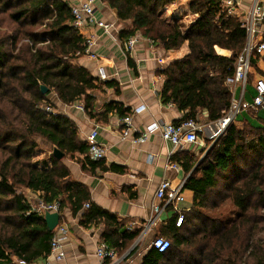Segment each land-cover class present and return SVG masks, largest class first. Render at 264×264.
Returning <instances> with one entry per match:
<instances>
[{
  "label": "trees",
  "instance_id": "16d2710c",
  "mask_svg": "<svg viewBox=\"0 0 264 264\" xmlns=\"http://www.w3.org/2000/svg\"><path fill=\"white\" fill-rule=\"evenodd\" d=\"M175 1L101 0L117 11L119 20L132 22V29L121 34L125 39L140 32L164 50L179 49L188 43L185 56L160 70V98L183 112L178 123L197 122L203 112L209 123H216L230 108L232 95L227 79L233 75L237 56L246 45L247 31L221 0H189V11L197 16L196 20L186 30L178 23L168 24L160 13ZM70 5L67 0H0V14L12 8L7 16L19 26L10 35L1 33L0 27V211L4 213L0 222V264H18V260L31 264L50 252L53 232L48 230L44 217L34 212L24 196L26 190L39 193V200L45 204L58 202L60 211L68 206L73 214L81 212L83 225L104 221L110 229L104 235L106 245L115 252L125 245V231L116 217L93 204L84 185L71 181L62 160L51 155L50 169L45 160L32 161L38 155L37 139L64 156L88 152V145L78 141L73 122L56 112L48 99L51 92L65 105L84 98V109L88 111L93 102L91 92L100 85L84 67L74 63L84 55L86 41L73 25ZM37 25L41 31L23 30ZM19 36L27 44L17 49ZM217 49L230 55H221ZM41 86L47 88L46 94ZM111 106L120 118L127 116V109ZM46 107L53 110L47 112ZM89 115L94 117L91 111ZM258 121L257 127L250 125L251 130L260 131L257 140H247L246 130L231 124L208 150L184 184L194 193L193 206L183 214L182 225L171 228L169 250L160 254L152 248L144 264H264V212L257 209L264 201L260 172L240 185L225 188L234 212L226 216L219 213L217 217L203 212L210 191L219 182L229 181L238 160L259 147L264 149V117ZM100 162L85 157L83 169L91 171ZM193 164L189 158L184 166L190 171ZM197 222L201 226L189 234ZM194 236L201 245L197 262L185 258L183 250Z\"/></svg>",
  "mask_w": 264,
  "mask_h": 264
},
{
  "label": "crops",
  "instance_id": "0c3cea01",
  "mask_svg": "<svg viewBox=\"0 0 264 264\" xmlns=\"http://www.w3.org/2000/svg\"><path fill=\"white\" fill-rule=\"evenodd\" d=\"M221 1L223 7L240 21L250 14L256 2V0ZM67 2L70 3V0ZM95 15L113 25L112 33L107 34L98 28L92 29L90 34L95 39L93 51L98 58L92 61L83 55L74 61L96 79L99 68H104L106 72L107 79H98L99 88L91 92L93 97L91 109L86 111L77 108L78 105L84 107V98L65 105L59 101L54 92H51L48 99L56 107V112L73 122L80 143L87 144L86 137L89 132L93 129L97 130V142L105 149V158L91 171L83 169L82 165L83 159L89 158L87 151L85 154L75 153L64 156L61 160L70 171L71 181L85 186L91 202L116 217L119 226L125 231L123 238L125 245L116 249L114 260L99 259L97 249L101 244H106L104 235L109 233L110 229H107L104 221L83 225L82 213L73 214L66 206L59 211L58 223L65 226L68 231L63 240L65 260L57 263L49 252L47 256L31 264H45L48 261L51 264H144L152 249V240L156 237L168 239L171 228L176 226L178 215L192 208L194 193L184 188V184L209 150L206 148L205 140L200 138L202 133H198L197 144L183 143L178 147L165 142L160 130L152 132L147 141L140 144H133L132 137L122 139L120 124L122 118L111 104L122 106L128 110V114L136 108H141L140 112L133 114L134 136L145 132L147 126L151 124L157 126L182 124L178 123L183 117L179 107L170 103L164 104L160 98L163 77L159 72L172 60L185 56L189 51L188 43L185 42L179 49L164 50L157 43L137 32L134 35L136 44L131 52H127L125 46L130 37L125 39L121 34L132 29V22L119 20L117 11L103 2L96 4ZM160 17L168 24L178 23L183 30H186L197 18L189 11V0H177L167 5L161 11ZM261 29L264 30V24ZM229 55L230 52L226 54ZM259 59L255 58L252 61L251 84L258 77L264 76V62ZM105 83L112 85L106 86ZM251 84L247 88L248 101L253 94ZM231 89L235 96H240L239 86H233ZM90 111L94 117L89 115ZM261 112L264 110L258 114L242 113L237 116L234 125L239 129L246 125L244 122L253 126L252 123L257 124V117H263ZM200 117H202L200 124L203 126L206 124L209 128L215 129L218 125V122L208 123L207 114L204 112ZM183 132L186 133L187 129L184 128ZM189 158L193 159L194 164L190 171H187L184 165ZM49 159L50 157L42 159L48 162V169L51 168ZM174 164L177 168H172ZM163 180L169 181L172 187L183 184L181 190L183 200L178 202L177 208L162 207L148 232L143 233L149 220L154 217L153 208L164 205L155 196ZM24 196L32 206H35L39 200V193L28 190L24 191ZM87 208L88 206L85 205L84 210Z\"/></svg>",
  "mask_w": 264,
  "mask_h": 264
},
{
  "label": "built area",
  "instance_id": "2783aa9c",
  "mask_svg": "<svg viewBox=\"0 0 264 264\" xmlns=\"http://www.w3.org/2000/svg\"><path fill=\"white\" fill-rule=\"evenodd\" d=\"M101 0H70L71 14L73 16V25L80 31L86 41V49L84 55L90 60L94 61L98 58L97 54L93 51L95 45V39L90 31L92 29H102L105 33L111 34L113 25L105 22L102 19L97 18L95 15L96 4ZM230 4V3H229ZM229 13V12H228ZM231 15V13H229ZM244 28L247 31V41L242 52L237 56L235 70L233 75L227 79V86L232 95V101L229 110L223 118L218 121L216 126V132L211 137H220L222 133L237 119V116L242 113L258 114L261 110H264V76L258 77L251 84V71L252 61L255 58L264 57V30L261 29L264 24V0H256L250 14L241 21ZM136 44V37H130L126 43L125 49L127 52H131ZM220 49H217L219 54ZM223 55V54H221ZM226 56V55H224ZM97 77L99 80L107 79L104 68L98 69ZM253 87V94L251 100H246V94L248 92V85ZM233 86H239L241 88L240 96H235L234 91L231 89ZM77 108L83 110L82 105H78ZM53 109L46 107L47 112H51ZM141 108L134 109L131 114H128L121 119L120 124L122 139H128L132 137L133 144H140L147 141L149 135L160 130V135L165 142H170L174 147H178L181 144H197L199 142L198 133H201L205 128L202 124L194 122L192 120L182 123L180 126L173 124H164L157 126L151 124L147 126L145 132L139 136L133 135V114L140 112ZM186 128L187 132H183ZM213 131V130H212ZM220 135V136H218ZM98 132L93 129L86 137L88 144V156L93 162H100L105 158V149L97 142ZM172 168H177V165H173ZM183 184L178 187H172L170 182L163 180L160 182L155 196L158 200L164 203L163 206H155L153 208L154 217L149 220L148 225L144 228L143 233L148 232L151 224L154 222L156 216L165 206H172L177 208L178 202L183 200L181 190ZM32 205V204H31ZM34 212L43 216L45 212L58 213L60 211V205L58 202L51 204H45L41 199L33 206ZM184 222L183 214H179L176 221V226L180 227ZM67 229L63 225H57L53 230V236L50 243V256L52 259L60 263L65 260V251L63 247V240L66 238ZM152 248L158 253L163 254L167 252L171 246L168 239L164 237H156L151 242ZM97 257L101 260H114L116 258V252L109 248L106 244H101L97 249ZM18 264H26L23 260H18ZM45 264H51L50 261Z\"/></svg>",
  "mask_w": 264,
  "mask_h": 264
},
{
  "label": "rangeland",
  "instance_id": "374dc122",
  "mask_svg": "<svg viewBox=\"0 0 264 264\" xmlns=\"http://www.w3.org/2000/svg\"><path fill=\"white\" fill-rule=\"evenodd\" d=\"M12 11V8H9L8 11L4 14H0V27H1V33L10 35L13 33L14 29L19 28L18 25L12 23L8 18V13ZM22 29V28H21ZM23 30L30 31H41L42 27L37 25L35 27H23ZM21 36V35H20ZM19 36V37H20ZM23 37H20V39L17 42L16 48H20L21 46L26 45L27 41H23ZM259 61L264 62V57H261ZM56 110V107L55 109ZM261 115L264 117V112H261ZM263 117H257V124L252 123V127H257L258 124V118ZM202 117H198V123H201ZM209 123V122H208ZM246 125H244L243 129H245V137L247 140L254 139L257 140L259 137L260 131H254L251 130V124H248L247 122H244ZM204 130L201 132V139L205 140L206 148L210 149L212 145L215 144V142L218 140V137H211L213 133L216 132L214 127L209 128L208 125L204 124ZM213 130V131H212ZM217 133V132H216ZM223 135V133L221 134ZM220 136V135H218ZM39 144V156L36 158H33L32 161L35 162L36 160H42V159H48L52 155L53 146L46 143L44 140L37 139ZM1 161V158H0ZM264 165V149H261L260 147L256 149V151L248 152L245 155H243L237 162V168L234 170L231 175L229 176V181L227 182H219V185L212 191H210L207 199V208L203 211L205 214H207L210 217H217V214L223 213V216L231 214V212H234V210L231 207L230 203V193L225 188L227 186H237L240 185L243 180L251 176L253 173L260 172L259 175L263 182V188L264 189V168L262 169L261 166ZM261 170V171H260ZM257 202H259L261 199L257 197L255 199ZM264 200V199H263ZM264 205L263 203L257 208L259 210V213L264 212V208L262 207ZM212 208V209H211ZM1 210V209H0ZM4 216V213L0 211V222ZM200 223H194L192 225L191 230L189 231V234H192L196 229H198ZM201 226V225H200ZM190 242L183 247V250L185 251V258L191 257L194 258L193 262H197L199 260L197 251L199 247L201 246L200 243L197 242V237H190Z\"/></svg>",
  "mask_w": 264,
  "mask_h": 264
},
{
  "label": "water",
  "instance_id": "95a60500",
  "mask_svg": "<svg viewBox=\"0 0 264 264\" xmlns=\"http://www.w3.org/2000/svg\"><path fill=\"white\" fill-rule=\"evenodd\" d=\"M47 91H48L47 88H45L44 86H41V92L43 94H46ZM52 155L57 160H61L64 157V154L61 153L57 148H53ZM59 219L60 217L58 213L45 212L44 220L50 232H53L55 227L58 225Z\"/></svg>",
  "mask_w": 264,
  "mask_h": 264
}]
</instances>
